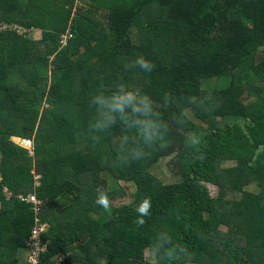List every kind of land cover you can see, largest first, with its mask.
Segmentation results:
<instances>
[{
	"label": "trees",
	"instance_id": "obj_1",
	"mask_svg": "<svg viewBox=\"0 0 264 264\" xmlns=\"http://www.w3.org/2000/svg\"><path fill=\"white\" fill-rule=\"evenodd\" d=\"M84 1L0 0V264H20L30 193L42 264H264V0ZM103 173L130 204L96 203L125 195Z\"/></svg>",
	"mask_w": 264,
	"mask_h": 264
},
{
	"label": "rangeland",
	"instance_id": "obj_2",
	"mask_svg": "<svg viewBox=\"0 0 264 264\" xmlns=\"http://www.w3.org/2000/svg\"><path fill=\"white\" fill-rule=\"evenodd\" d=\"M76 3L79 5L80 8L82 9H87L89 6V3L84 1V0H76ZM21 34H23V32L20 29ZM39 32L38 31H29L27 33H25V37L29 38L30 40H37L39 38ZM78 51L81 52L82 48L78 47ZM210 84L212 85H216L217 87H221L223 85H225L228 82V76H220L218 78H215L214 80L210 79L208 81ZM240 101L242 102H252L255 100V95L248 91L245 90L243 92V94L240 96L239 98ZM154 120H156V118H154ZM12 140L19 144L20 146H24L25 148H28L27 146H29L28 144H26L25 140L21 139V138H12ZM168 163V159L163 160L161 162H159L157 164L156 167H154V169L151 171V173L153 174V176L162 184H171L174 181V177H172L171 172L169 170V166L167 165ZM225 165V166H224ZM231 163H224L223 167H230ZM102 178L107 181V188L109 190L112 189H116V188H122L123 192H124V197L121 200H117L114 201L111 200L110 202V207L107 209L108 212H111L114 210V208L119 207L121 205H128L132 202V198H133V194L135 192V188L132 185V183H127L124 181H117L114 180L110 177H106V175L103 173ZM206 189H207V198L208 199H214L216 197L217 194V188L214 186H209V185H205ZM246 190L248 192H253V188H246ZM3 194L6 196V198L9 197L10 193L8 194L6 189H3ZM57 203L60 202L63 203V200L61 201V199H57L56 201ZM220 231L224 232L225 228L224 227H220ZM155 260V255L153 253H146V261L148 262H154ZM25 262V252L21 251L20 252V264H24Z\"/></svg>",
	"mask_w": 264,
	"mask_h": 264
},
{
	"label": "built area",
	"instance_id": "obj_3",
	"mask_svg": "<svg viewBox=\"0 0 264 264\" xmlns=\"http://www.w3.org/2000/svg\"><path fill=\"white\" fill-rule=\"evenodd\" d=\"M5 28L7 27H1L0 31L5 30ZM66 38V36L61 38V44H64ZM34 185H37V183H34ZM17 198L18 200L24 201L25 203L29 204L34 214L32 225L29 229L27 240L25 243L24 264H42L40 262V256L46 251V243L40 239V236L47 231L48 225L45 221H42L36 216L41 206V202L34 197L33 193L26 194L25 196L18 195ZM54 259L56 261L55 263L46 262L43 264H56L60 262L57 257H54Z\"/></svg>",
	"mask_w": 264,
	"mask_h": 264
},
{
	"label": "clouds",
	"instance_id": "obj_4",
	"mask_svg": "<svg viewBox=\"0 0 264 264\" xmlns=\"http://www.w3.org/2000/svg\"><path fill=\"white\" fill-rule=\"evenodd\" d=\"M135 64L138 65L141 69H143L145 72H150L152 71L154 65L152 64L151 61H149L148 59H146L145 57H143L142 55L141 56H138L135 60ZM101 103H103V101H100ZM123 103L124 101H121L119 103H116L114 105H110L109 107L112 109V110H122L123 108ZM145 107H147V105H145ZM111 118V117H109ZM102 125H100L99 123L96 125V127H101ZM96 203L99 204L100 206H102L103 208L105 209H108L110 207V202L107 198L106 195H102L100 196L97 200H96ZM150 208V201L149 199H145L142 201V203L140 204V206L138 207V212L142 215H146L148 213V210ZM138 223L142 224L143 223V220L140 219L138 220Z\"/></svg>",
	"mask_w": 264,
	"mask_h": 264
},
{
	"label": "crops",
	"instance_id": "obj_5",
	"mask_svg": "<svg viewBox=\"0 0 264 264\" xmlns=\"http://www.w3.org/2000/svg\"><path fill=\"white\" fill-rule=\"evenodd\" d=\"M38 39H39V38H38ZM38 39H37V40H38Z\"/></svg>",
	"mask_w": 264,
	"mask_h": 264
}]
</instances>
